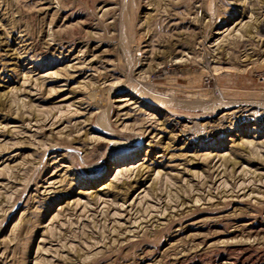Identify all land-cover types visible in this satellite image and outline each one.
I'll use <instances>...</instances> for the list:
<instances>
[{
    "label": "rangeland",
    "instance_id": "374dc122",
    "mask_svg": "<svg viewBox=\"0 0 264 264\" xmlns=\"http://www.w3.org/2000/svg\"><path fill=\"white\" fill-rule=\"evenodd\" d=\"M256 107L264 0H0V264H264Z\"/></svg>",
    "mask_w": 264,
    "mask_h": 264
},
{
    "label": "bare ground",
    "instance_id": "6f19581e",
    "mask_svg": "<svg viewBox=\"0 0 264 264\" xmlns=\"http://www.w3.org/2000/svg\"><path fill=\"white\" fill-rule=\"evenodd\" d=\"M60 47L62 48V49H64L65 47H66V43H64V42H61L60 43ZM223 108L221 107V108H219L218 110H222ZM257 109H259V110H255V109H253L254 111L252 112V115H253V117H258V116H260L261 114H264V107H260V108H257ZM252 110V109H251ZM260 111H262V112H260ZM241 113V112H240ZM258 137V136H257ZM242 250V249H241ZM242 264V263H241Z\"/></svg>",
    "mask_w": 264,
    "mask_h": 264
},
{
    "label": "flooded vegetation",
    "instance_id": "af4514ba",
    "mask_svg": "<svg viewBox=\"0 0 264 264\" xmlns=\"http://www.w3.org/2000/svg\"><path fill=\"white\" fill-rule=\"evenodd\" d=\"M228 106H230V105H228ZM238 106H241V105H238ZM254 106H255V105H254ZM257 107H259V106H257ZM257 107H256V108H257ZM222 108H225V109H226V108H228V107H225V106H224V107H222Z\"/></svg>",
    "mask_w": 264,
    "mask_h": 264
}]
</instances>
